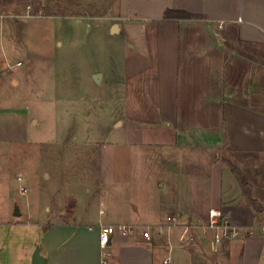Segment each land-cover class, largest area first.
<instances>
[{
    "label": "crops",
    "instance_id": "1",
    "mask_svg": "<svg viewBox=\"0 0 264 264\" xmlns=\"http://www.w3.org/2000/svg\"><path fill=\"white\" fill-rule=\"evenodd\" d=\"M80 1L112 6L109 33L124 40L121 67L112 62L95 72L102 76L94 84L107 85L120 107L122 120L113 128L121 131L115 145L125 154L100 152L93 187L45 206L48 215L38 214L33 224L19 227L0 215V264H31L36 248L46 264H100L102 226L130 227L111 237L109 264H258L264 0ZM167 10L194 18L164 19ZM212 209L238 230L216 252Z\"/></svg>",
    "mask_w": 264,
    "mask_h": 264
},
{
    "label": "rangeland",
    "instance_id": "2",
    "mask_svg": "<svg viewBox=\"0 0 264 264\" xmlns=\"http://www.w3.org/2000/svg\"><path fill=\"white\" fill-rule=\"evenodd\" d=\"M109 9L106 2L0 0V215L19 227L47 216L50 203L93 187L100 152L125 154L113 128L120 107L107 85L90 77L112 62L118 70L123 60L122 36L109 33L116 22L107 19Z\"/></svg>",
    "mask_w": 264,
    "mask_h": 264
},
{
    "label": "built area",
    "instance_id": "3",
    "mask_svg": "<svg viewBox=\"0 0 264 264\" xmlns=\"http://www.w3.org/2000/svg\"><path fill=\"white\" fill-rule=\"evenodd\" d=\"M169 220V219H168ZM208 228L213 231V251L217 249L224 243L230 242L237 238L238 230L232 226V224L224 217L223 213L219 210L212 209L208 213ZM264 233V226L261 228ZM120 233L121 235H127L130 233V227L127 226H102L99 230L98 236V246L100 249V264H109L106 249L110 242L111 237ZM143 236L146 240L150 239L148 232H144ZM180 242L186 243V234L180 236Z\"/></svg>",
    "mask_w": 264,
    "mask_h": 264
},
{
    "label": "water",
    "instance_id": "4",
    "mask_svg": "<svg viewBox=\"0 0 264 264\" xmlns=\"http://www.w3.org/2000/svg\"><path fill=\"white\" fill-rule=\"evenodd\" d=\"M117 28L116 26L113 27L112 32L116 31ZM101 74L100 73H95L92 75V80L95 84H99L100 83V79H101ZM16 215H18V212H16ZM31 264H46V260L44 257L41 256L40 254V249L36 248L33 252L32 255V260H31Z\"/></svg>",
    "mask_w": 264,
    "mask_h": 264
},
{
    "label": "trees",
    "instance_id": "5",
    "mask_svg": "<svg viewBox=\"0 0 264 264\" xmlns=\"http://www.w3.org/2000/svg\"><path fill=\"white\" fill-rule=\"evenodd\" d=\"M194 17H192L191 15L182 12V11H173V10H167L164 13V19H193ZM232 171H235V168L231 167ZM262 209L260 207H258V210Z\"/></svg>",
    "mask_w": 264,
    "mask_h": 264
}]
</instances>
